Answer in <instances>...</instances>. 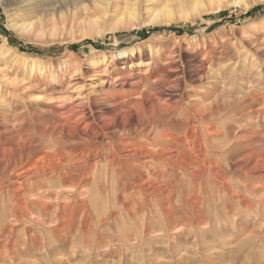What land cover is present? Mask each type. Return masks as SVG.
I'll return each instance as SVG.
<instances>
[{"label": "rangeland", "instance_id": "374dc122", "mask_svg": "<svg viewBox=\"0 0 264 264\" xmlns=\"http://www.w3.org/2000/svg\"><path fill=\"white\" fill-rule=\"evenodd\" d=\"M0 87V264H264V0H0Z\"/></svg>", "mask_w": 264, "mask_h": 264}, {"label": "bare ground", "instance_id": "6f19581e", "mask_svg": "<svg viewBox=\"0 0 264 264\" xmlns=\"http://www.w3.org/2000/svg\"><path fill=\"white\" fill-rule=\"evenodd\" d=\"M130 63H132V62H130ZM141 65L140 64H136V66H135V64H134V68L135 69H137V68H139ZM203 67V66H202ZM201 67V68H202ZM130 68H133V66L132 67H130ZM204 68V67H203ZM197 71V70H196ZM195 71V72H196ZM199 71H202V72H204L205 70H203V69H200ZM199 73V72H198ZM40 74V73H39ZM104 74V73H103ZM152 75L153 74H148V78L150 79V80H152ZM162 75V74H161ZM106 76V75H105ZM159 77V76H158ZM117 85V86H125V85H139L140 84V82H134V81H128V80H126L125 78H123V77H116V78H114V77H111V78H104V79H102V82H101V86H100V88L101 89H103V88H105V86H114V85ZM3 86V85H2ZM171 86V88H172V85H170ZM24 88V87H23ZM170 90V89H169ZM168 90V88H164L163 87V89H161V92H160V94H159V96H161L162 97V95H164L167 91H169ZM214 90V89H213ZM25 91H27V90H25ZM12 93V92H11ZM212 91H209V92H205L204 94H198V92H195V91H189V92H187V94H184V95H181L182 97V101L184 100L185 102H184V104H182V105H180V106H178V107H176V112L177 113H180L181 114V117H180V119L179 120H172L171 122H169V124H170V126H173V127H181V128H185V131H186V133H187V131L190 129V122L191 121H195V123L197 122V120H201L202 119V117H203V113L204 112H206L207 110H209L213 105H216L217 103H218V101L220 100V96H213L212 94ZM36 95V94H35ZM41 95V94H40ZM28 96V95H27ZM171 96V95H170ZM170 96H168V97H166L167 99L166 100H163L162 101V99L163 98H158L159 99V104H161V105H163V104H167L171 99H170ZM207 96H211V98H213L214 100L210 103V104H208V105H206V106H204V107H200L199 108V106H198V104L197 103H195V101L196 100H194V99H196V98H198V100L197 101H201V100H203V99H205ZM7 96L3 93V90H2V88L0 87V107H4V106H7L8 104V102H5L4 101V99L6 98ZM82 97V96H81ZM88 96H85V98H87ZM146 97V95L145 94H142V98H145ZM180 97V96H179ZM187 97V98H186ZM42 98V97H41ZM44 98H46V97H44ZM43 98V99H44ZM40 99V98H39ZM15 100V99H14ZM41 100V99H40ZM67 100V99H66ZM85 100V99H84ZM39 101V100H38ZM84 102V101H83ZM87 102L91 105V106H99L100 104H102V102L101 101H96L95 99L93 100V101H90V100H87ZM78 107H82L83 106V103H82V101L81 102H78V105H77ZM85 106V105H84ZM160 105H156V104H154V106H152V107H154L155 109H157L158 110V107H159ZM211 106V107H210ZM76 107V106H75ZM160 108V107H159ZM97 109V108H96ZM155 109H153V113H155V111H157V110H155ZM1 110V109H0ZM88 110V109H87ZM212 110V109H211ZM73 111V110H72ZM70 112H71V110H70ZM208 112V111H207ZM69 113V112H68ZM72 113V112H71ZM152 113V112H151ZM8 114V113H7ZM1 116L2 115H0V119H1ZM204 120V119H203ZM159 126L157 127V128H159L160 127V124H158ZM209 126V125H208ZM213 127V126H212ZM195 129V137H194V139H193V142H194V145L195 146H197V147H199V149H200V152L203 154V155H201V157H202V161H203V163L204 162H207V161H209V159H206L207 158V154H208V151L207 150H205V151H203V149H204V147L207 145V139L202 135V133L201 132H198V129H197V127H194ZM156 130H158V129H156ZM159 131V130H158ZM157 131V132H158ZM208 131V130H207ZM185 133V134H186ZM218 133V132H217ZM219 133H221V132H219ZM144 137V136H143ZM146 138H149V135L148 134H146V136H145ZM159 138H161V136H156L155 137V139L156 140H159ZM154 140V139H153ZM172 141V140H171ZM129 167L131 168V169H134L135 171H140V173L142 174V173H144V171L145 170H149L150 168H151V164L150 163H148V162H144V161H141V162H139V164H136V165H133V164H131V165H129ZM163 170H165V169H163ZM126 171V174L128 173V171L127 170H125ZM121 173H124V171H121ZM159 172H157V174H158ZM124 176L125 175H120V176H115V177H112V181L113 182H115V184L118 186H120V184H121V182L124 180ZM153 176V175H152ZM163 176V175H162ZM175 173H171L170 175L168 174V173H165V179H169L170 181L169 182H172V180L169 178V177H171V178H175ZM156 179H158L159 178V175L158 176H156V174H155V176H154ZM162 178V177H161ZM154 179V178H153ZM156 181V180H155ZM62 182H63V180H62ZM60 186H62L63 187V183H62V185H60ZM40 189H43V187H40ZM44 189H46V188H44ZM130 189V188H129ZM135 190H136V192H137V189H136V187L134 188ZM140 189V188H139ZM117 191H118V188H117ZM133 191V190H132ZM119 193V192H118ZM39 195H41V196H45L46 194H48V190L46 189V190H43V192L42 193H38ZM137 194V193H136ZM154 194H156L155 192H153V193H151V192H147L146 190H142V192L140 193V195H142L143 197H145V196H150L149 198H151V199H153L154 198ZM147 201H149V207H147V208H142V212H143V215L146 217L147 215H148V213H151V212H153V209H157V210H160L161 212H164V213H168L170 210L172 211L173 209L171 208V207H166V205H164V204H159L158 206H154L153 205V202L151 201V200H148L147 199ZM143 203H144V199H142V205H143ZM146 203V202H145ZM151 206H154V207H151ZM5 212V211H4ZM170 213V212H169ZM21 215V214H20ZM23 218V217H22ZM158 218H162V217H158ZM2 225L0 224V227H1ZM150 232V231H149ZM14 237V236H13Z\"/></svg>", "mask_w": 264, "mask_h": 264}, {"label": "trees", "instance_id": "16d2710c", "mask_svg": "<svg viewBox=\"0 0 264 264\" xmlns=\"http://www.w3.org/2000/svg\"><path fill=\"white\" fill-rule=\"evenodd\" d=\"M164 30H166V29H165V28H163V29H156L155 32H163ZM171 30H176V28H175V29L172 28ZM177 30H178V29H177ZM87 43H88V44H92V43L89 42V41H88Z\"/></svg>", "mask_w": 264, "mask_h": 264}]
</instances>
